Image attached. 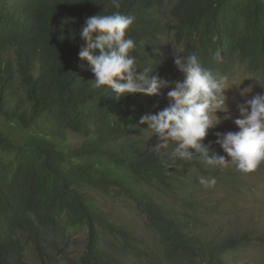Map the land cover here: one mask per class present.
I'll return each mask as SVG.
<instances>
[{"label": "trees", "instance_id": "obj_1", "mask_svg": "<svg viewBox=\"0 0 264 264\" xmlns=\"http://www.w3.org/2000/svg\"><path fill=\"white\" fill-rule=\"evenodd\" d=\"M118 2L117 9L113 0H0V264H28V244L41 264H51L70 233L82 228L81 264H187L195 252L202 264H228L224 253L237 247L233 239L203 242L190 233L197 219L152 193L175 169L205 172L199 155L172 159L128 139L150 133L141 116L168 107L167 92L183 81L173 55L195 53L204 67L223 75L242 65L264 83V0ZM162 8L166 18H159ZM114 11L134 17L126 36L136 42L138 62L155 67L153 59L161 61L156 71L167 87L160 96L116 99L95 86L80 60L85 19ZM167 36L177 48L169 56ZM67 133L81 145H67ZM213 150L217 154L212 147L210 155ZM88 188L116 189L133 200L160 238L154 249L143 248L130 228L108 221Z\"/></svg>", "mask_w": 264, "mask_h": 264}, {"label": "clouds", "instance_id": "obj_2", "mask_svg": "<svg viewBox=\"0 0 264 264\" xmlns=\"http://www.w3.org/2000/svg\"><path fill=\"white\" fill-rule=\"evenodd\" d=\"M113 4L120 7L118 0H113ZM133 22L134 17L120 11L86 18L78 33L82 41L78 56L87 62L95 86L110 89L116 99L136 94L158 97L161 89L167 87L156 71L161 61L153 59L157 61L155 67L152 63L141 65L132 54L136 42L126 32ZM173 56L174 64L184 75L183 81L176 82L167 92L168 107L140 118V124L147 125L144 131L156 138L153 149L172 159L191 161L199 155L209 166L234 164L240 172L255 171L264 162V94L236 104L239 118L233 123L238 131L215 134V144L230 160L214 150L210 155L212 142L203 143L209 130L232 119L225 92L235 87L241 97H247L252 88L240 91L243 81L238 86L230 84L228 76L204 67L195 53ZM199 183L213 186L216 180L201 176Z\"/></svg>", "mask_w": 264, "mask_h": 264}, {"label": "rangeland", "instance_id": "obj_3", "mask_svg": "<svg viewBox=\"0 0 264 264\" xmlns=\"http://www.w3.org/2000/svg\"><path fill=\"white\" fill-rule=\"evenodd\" d=\"M162 11L165 16L156 17L166 18L168 16L166 9L162 8ZM169 40L171 43L165 51L168 56L173 55L177 49L172 45L174 39L168 37L166 43ZM6 56L12 58L13 53L8 51ZM224 75L229 77L232 85L238 86L243 81L240 91L244 88H252V92L247 97H241L235 87L225 92L232 119L223 120L216 128L210 129L203 141L207 144L212 142V147L218 150L217 154L225 156L227 161L230 160V157H227L220 146L215 144V134L238 131L233 123L234 119L239 118L236 104L243 103L245 99H250L253 95L264 94V83L261 81L262 76L251 75L242 65L234 67ZM13 91L14 98L19 99L21 88L18 83L15 84ZM217 115L223 117L224 114L218 112ZM66 140L69 146H80L82 143V140L72 133H67ZM128 140L135 141L145 147H153L156 143V138L151 133ZM219 149L222 150V153L219 152ZM205 169V172L202 173L196 170L183 172L175 169L170 181L165 186L155 184L156 187L152 193L158 201L162 200L180 214L194 217L191 220L197 219V223L191 226L190 233L201 237L203 242H221L233 239L237 247L224 253V260L228 264H264V162L250 173L238 171L234 164L227 167L207 165ZM201 176L209 179L215 178V185L200 184L199 177ZM170 188H174L173 192L169 190ZM85 191L108 221L117 226L130 228L135 232L136 238L141 241L143 248L154 249L160 238L158 240L154 238L153 229L149 225L146 215L136 207L133 200L122 195L116 189L101 192L88 188ZM190 203H192L191 208L189 207ZM85 238V228L72 231L67 246H62L63 248L51 264H81ZM103 248L110 253H113L115 249L104 242ZM26 250L28 264H41L31 245L28 244ZM199 255L200 253L197 252L190 253L186 260L187 264H202V257L199 258ZM159 258H163L162 254ZM164 264L170 263L164 262ZM206 264L213 263L207 261Z\"/></svg>", "mask_w": 264, "mask_h": 264}]
</instances>
